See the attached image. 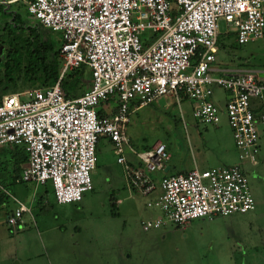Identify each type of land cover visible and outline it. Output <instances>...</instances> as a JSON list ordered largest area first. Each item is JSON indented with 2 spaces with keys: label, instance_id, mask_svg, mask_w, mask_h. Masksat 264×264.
I'll return each instance as SVG.
<instances>
[{
  "label": "built area",
  "instance_id": "1",
  "mask_svg": "<svg viewBox=\"0 0 264 264\" xmlns=\"http://www.w3.org/2000/svg\"><path fill=\"white\" fill-rule=\"evenodd\" d=\"M20 2L62 35L63 67L54 86L8 93L0 100V146L23 145L29 157L19 181L50 184L59 204L82 201L93 190L97 144L106 136L130 186L145 196L155 194L148 205L160 214L142 223L146 231L256 209L243 165L194 168L156 179L152 174L165 172L171 158L167 146L159 142L136 152L128 126L134 111L165 95L179 100L181 93L194 103L199 121L218 124L220 109L212 98L213 88L221 87L231 94L225 111L239 158L255 166L264 109L255 110L264 102V70L214 63L219 19L234 28L230 34L240 44L261 39L264 0H0L4 6ZM149 31L153 41L145 46L142 37ZM83 65L91 71V87L68 98L61 80ZM112 97L114 113L107 102ZM101 108L110 114L100 116ZM126 148L137 155L135 162L125 156ZM29 212L20 202L8 224H20Z\"/></svg>",
  "mask_w": 264,
  "mask_h": 264
},
{
  "label": "rangeland",
  "instance_id": "2",
  "mask_svg": "<svg viewBox=\"0 0 264 264\" xmlns=\"http://www.w3.org/2000/svg\"><path fill=\"white\" fill-rule=\"evenodd\" d=\"M12 10L18 11L27 25L37 21L26 2L12 5ZM5 18L0 12V22ZM219 26L226 47L218 52L216 67L264 70V37L230 47L234 28L223 18ZM151 35L149 31L144 37ZM55 37L62 35L55 33ZM5 53L6 46L0 41V61ZM27 89L22 83L0 84V93ZM230 97L223 88H213L212 100L220 109L221 120L207 124L194 116L190 99L165 95L131 114L128 136L136 152L164 143L172 173H188L195 165L200 170L243 165L255 210L213 220L195 219L185 225L168 223L146 231L142 223L160 214L148 205L155 194L145 196L130 186L125 167L118 163L107 137H102L91 173L93 190L85 192L82 201L68 204L57 203L52 193L46 197L50 184L19 182L27 165L22 163V170L16 171L15 158L24 157L26 148L6 144L0 146V160L5 161L0 165V189L8 193V200L0 206V264H264V122L258 124L257 164H243L225 111ZM115 105L112 99L109 107ZM125 156L129 162L137 160L132 149L126 148ZM152 175L161 177L165 172ZM42 198L49 200V205ZM20 202L31 212L23 215L20 224L10 225L8 217Z\"/></svg>",
  "mask_w": 264,
  "mask_h": 264
},
{
  "label": "trees",
  "instance_id": "3",
  "mask_svg": "<svg viewBox=\"0 0 264 264\" xmlns=\"http://www.w3.org/2000/svg\"><path fill=\"white\" fill-rule=\"evenodd\" d=\"M0 12L6 16L5 20L0 22V41L6 46V53L2 61H0V84L22 83L24 88H49L54 86L61 76L63 67V60L60 56L61 45L63 43L62 37H55V33L58 32H54L52 29L43 26L38 21L34 25H27L23 22L19 12L12 10V5L4 6L0 4ZM229 37L234 38V42L230 44V47L241 45L234 34H230ZM152 41V35L148 38L142 37V42L145 46H148ZM225 47L226 44L222 37H220L219 51ZM241 66L247 65L241 64ZM91 80L92 74L90 69L86 65H83L80 68L65 73L61 80V87L66 97L74 98L87 91L86 85ZM76 89L82 90V93L76 94ZM8 93L14 92H1L0 100L3 95ZM181 95L188 98L184 93H181ZM112 99L114 97L110 98L107 102H110ZM262 109H264V102L255 111L258 114ZM114 112H116V107L111 109V113ZM98 113L100 116L110 114L103 108L99 109ZM102 137L97 144V156ZM109 142L111 143L110 140ZM28 158V153L20 159L15 158L16 171L21 169L22 163H28ZM0 165H5V161L0 160ZM24 170L25 168L22 172ZM168 174L165 172V175ZM21 178L18 180H21ZM49 193H52L56 201L52 186L50 190H47L46 197ZM7 200L8 193L0 189V206ZM42 200L49 205V200H45V198H42Z\"/></svg>",
  "mask_w": 264,
  "mask_h": 264
},
{
  "label": "crops",
  "instance_id": "4",
  "mask_svg": "<svg viewBox=\"0 0 264 264\" xmlns=\"http://www.w3.org/2000/svg\"><path fill=\"white\" fill-rule=\"evenodd\" d=\"M250 68H252V67H250ZM254 68V67H253ZM113 145V144H112ZM136 161V160H135ZM135 161H133V162H135ZM28 163H26V165H27ZM195 168H198V166L197 165H195ZM192 169H194V168H192ZM191 169V170H192ZM172 171V166L171 165H169V163L167 164V166H166V169H165V172L166 173H169V174H176V173H172L171 172ZM154 178H160V177H154Z\"/></svg>",
  "mask_w": 264,
  "mask_h": 264
}]
</instances>
